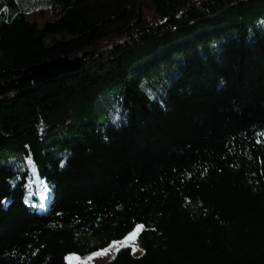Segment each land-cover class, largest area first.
Instances as JSON below:
<instances>
[{
	"label": "trees",
	"instance_id": "1",
	"mask_svg": "<svg viewBox=\"0 0 264 264\" xmlns=\"http://www.w3.org/2000/svg\"><path fill=\"white\" fill-rule=\"evenodd\" d=\"M50 2L39 26L0 0V264H67L138 225L143 255L108 264H264V0Z\"/></svg>",
	"mask_w": 264,
	"mask_h": 264
},
{
	"label": "rangeland",
	"instance_id": "2",
	"mask_svg": "<svg viewBox=\"0 0 264 264\" xmlns=\"http://www.w3.org/2000/svg\"><path fill=\"white\" fill-rule=\"evenodd\" d=\"M16 1L19 4V7L23 9L24 12H26L25 15L27 19L36 22L39 26L43 25L46 21L51 20L49 18V12H52L53 4L50 2V0H16ZM35 9H43L44 14L42 16H40L39 13L33 14L32 11ZM61 39H62L61 36H54V37L51 36L44 39L43 43L45 47H50L55 40H61ZM26 167L30 175L27 184L28 198L39 197L40 199H43L46 194L45 184L38 179L36 170L29 161H26ZM138 226H139V231L137 232L136 238L128 242L126 245L124 241L129 234L121 240L113 241L108 247L98 252L91 253L85 256L70 254L66 257V263L67 264H108L110 261L114 259L117 251L122 248H129L134 257L142 256L144 250L141 244L139 243L138 236L140 232L143 230V226L142 225H138ZM138 226L135 227L133 231H135L138 228Z\"/></svg>",
	"mask_w": 264,
	"mask_h": 264
},
{
	"label": "water",
	"instance_id": "3",
	"mask_svg": "<svg viewBox=\"0 0 264 264\" xmlns=\"http://www.w3.org/2000/svg\"><path fill=\"white\" fill-rule=\"evenodd\" d=\"M81 55L73 59L61 57L54 60L46 61L40 65L32 66L23 71L19 82H33L42 84L51 78H56L63 73L77 70L80 67Z\"/></svg>",
	"mask_w": 264,
	"mask_h": 264
},
{
	"label": "snow or ice",
	"instance_id": "4",
	"mask_svg": "<svg viewBox=\"0 0 264 264\" xmlns=\"http://www.w3.org/2000/svg\"><path fill=\"white\" fill-rule=\"evenodd\" d=\"M138 231H139V226H138V228L135 231H132L131 233H129V235L125 238V241H124L125 245L128 242H130V241H132V240H134L136 238V235H137Z\"/></svg>",
	"mask_w": 264,
	"mask_h": 264
}]
</instances>
